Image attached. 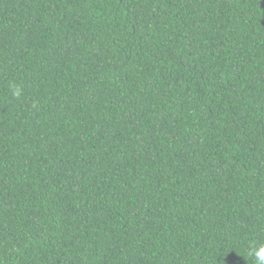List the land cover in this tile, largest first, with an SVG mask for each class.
<instances>
[{
  "label": "trees",
  "instance_id": "obj_1",
  "mask_svg": "<svg viewBox=\"0 0 264 264\" xmlns=\"http://www.w3.org/2000/svg\"><path fill=\"white\" fill-rule=\"evenodd\" d=\"M261 246L264 0H0V264Z\"/></svg>",
  "mask_w": 264,
  "mask_h": 264
},
{
  "label": "clouds",
  "instance_id": "obj_2",
  "mask_svg": "<svg viewBox=\"0 0 264 264\" xmlns=\"http://www.w3.org/2000/svg\"><path fill=\"white\" fill-rule=\"evenodd\" d=\"M13 95L19 96L20 90L18 88L15 89ZM254 255L257 259V264H264V246H261L257 250H255Z\"/></svg>",
  "mask_w": 264,
  "mask_h": 264
}]
</instances>
